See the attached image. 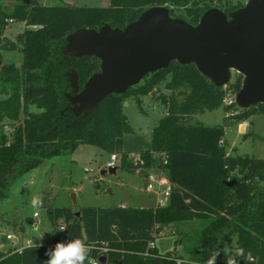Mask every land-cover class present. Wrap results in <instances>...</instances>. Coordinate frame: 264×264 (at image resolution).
Segmentation results:
<instances>
[{"label": "trees", "instance_id": "trees-1", "mask_svg": "<svg viewBox=\"0 0 264 264\" xmlns=\"http://www.w3.org/2000/svg\"><path fill=\"white\" fill-rule=\"evenodd\" d=\"M215 1L110 0L109 6H90L18 0L13 6L0 4V124L14 123L10 139L0 134V202L19 177L54 156L73 152L82 143L119 154L122 166L135 170L130 153L123 150L124 134L134 131L124 102L133 96L144 110L140 97L165 82L169 93L157 96L165 115L152 131L151 148L139 154L144 167L158 162L153 153L168 154L169 203L143 208L84 206L79 215L70 207H55L48 209L49 218L53 223L62 220L64 243L81 238L91 245V258L105 255L107 264H206L214 250L220 252L216 264H226L225 250H230L237 264H264V158L228 154L224 126L194 121L196 114L222 106L229 112L226 119L237 122L264 113V103L248 108L236 102L224 106L228 91L236 95L241 89L243 75L235 73L232 81L219 87L195 64L173 61L126 92L108 95L92 113L77 115L68 99L73 94L72 71L78 73L83 89L89 77L101 70L95 56H66L68 34L104 24L123 28L155 5L167 6L172 17L197 24L212 7L229 13L247 0H217L220 5ZM10 20H22L27 26L15 40L5 35ZM4 49H20L22 64L4 62ZM30 105L39 111H30ZM233 179L236 182L227 185ZM196 219L208 222L195 246L185 244L188 259L148 248L170 224ZM57 242L60 238L20 249L0 248V264H46V252ZM237 249L242 255H236Z\"/></svg>", "mask_w": 264, "mask_h": 264}, {"label": "rangeland", "instance_id": "rangeland-1", "mask_svg": "<svg viewBox=\"0 0 264 264\" xmlns=\"http://www.w3.org/2000/svg\"><path fill=\"white\" fill-rule=\"evenodd\" d=\"M44 5H55L63 2L76 5L109 6L110 0H37ZM238 1V0H233ZM18 0H0V4L13 6ZM216 4L220 3L216 0ZM22 20L9 21L5 35L12 40L26 28ZM6 63L20 66L23 62V53L20 49L1 50ZM235 72L232 74V81ZM166 92L165 82L155 86L147 95L141 96V110L136 99L131 96L124 102V112L128 116L134 131L126 133L123 137V150L138 154L140 151L150 149L152 146V131L159 120L165 115V107L157 98L158 94ZM3 97V96H0ZM228 106V105H224ZM30 111L39 109L30 105ZM229 112L225 107L207 110L194 116V121H200L208 126L222 125L226 129L227 152L230 155H248L250 157L264 158V113L254 114L248 118L251 137L243 139L235 127L229 125L232 118H227ZM14 123L5 121L0 124V134L9 139ZM236 146V149L233 147ZM111 153L101 147L82 143L73 152L52 157L41 166L19 177L12 183L9 196L0 202V248L35 243H54L57 238L64 242L63 231L60 225L62 220L53 223L49 218L48 209L55 207H70L79 211L84 206L110 207L127 205L132 207H153L161 200L164 205L169 203L166 196L147 192L144 189V175L135 167L127 169L122 166V159L116 161L115 173L108 170L107 162ZM130 159V158H129ZM131 160V159H130ZM34 197L40 198V204L34 206ZM264 203V198H263ZM38 216L34 217V212ZM32 218V219H30ZM207 219L178 221L167 226L163 232L156 236V247L160 254L174 253L179 257L188 259L185 244L195 246L201 236ZM12 235V239L7 237ZM178 241L176 244V240ZM107 264V263H105ZM113 264V263H109Z\"/></svg>", "mask_w": 264, "mask_h": 264}, {"label": "water", "instance_id": "water-1", "mask_svg": "<svg viewBox=\"0 0 264 264\" xmlns=\"http://www.w3.org/2000/svg\"><path fill=\"white\" fill-rule=\"evenodd\" d=\"M66 42V56H95L101 61V70L83 89L78 73L71 72L73 94L68 99L77 115L92 113L108 95L126 92L173 61L195 64L219 87L227 85L233 72L239 73L244 79L235 96L237 105L264 103V0H247L229 13L212 7L197 24L172 17L167 6L155 5L123 28L82 27L68 34ZM235 182L226 181L229 186ZM100 262L105 264L107 257L101 256Z\"/></svg>", "mask_w": 264, "mask_h": 264}, {"label": "built area", "instance_id": "built-area-1", "mask_svg": "<svg viewBox=\"0 0 264 264\" xmlns=\"http://www.w3.org/2000/svg\"><path fill=\"white\" fill-rule=\"evenodd\" d=\"M12 21V20H10ZM35 27V26H34ZM235 96L231 91H228L226 97L224 98L225 105H232L235 101ZM221 144H223V140H221ZM153 156L158 159L156 164H153L151 167H144L142 164L144 163L143 158L140 157V154L130 153L129 158L137 166V169L140 170L144 175V189L150 193H156L158 199L160 196L170 197L172 191V183L168 176V173L165 169V166L168 164L169 156L166 152L153 153ZM119 156L117 153H112L110 156V160L107 162L106 167L113 168L116 167V161ZM157 204L164 205L161 200L158 201ZM125 206V205H123ZM38 216V212H34V217ZM61 229H64L63 224L60 225ZM9 239H12L11 234H7ZM16 245V240H12ZM156 247L155 240L150 241L148 244V248ZM148 253V252H147ZM96 264L101 263L100 258L95 259ZM237 264V263H235Z\"/></svg>", "mask_w": 264, "mask_h": 264}, {"label": "clouds", "instance_id": "clouds-1", "mask_svg": "<svg viewBox=\"0 0 264 264\" xmlns=\"http://www.w3.org/2000/svg\"><path fill=\"white\" fill-rule=\"evenodd\" d=\"M40 198H33V205L38 206L40 204ZM60 229L59 231H64ZM91 245L85 243L81 238H75L69 240L67 243L57 242L54 249H50L46 252L49 257L46 264H96L95 259L91 258L90 253L92 252ZM220 255L219 251H213L209 256L206 264H216L217 257ZM227 256L226 264H235V256L230 254V250H225ZM236 255H242V250L237 249Z\"/></svg>", "mask_w": 264, "mask_h": 264}, {"label": "crops", "instance_id": "crops-1", "mask_svg": "<svg viewBox=\"0 0 264 264\" xmlns=\"http://www.w3.org/2000/svg\"><path fill=\"white\" fill-rule=\"evenodd\" d=\"M226 115L228 116V113ZM229 125L234 126L236 131H237V133L243 136V139H247V138L252 136L250 134L251 132L249 130L250 126H249V120L248 119L244 120V121H241V122H237L234 119H232V121L229 122ZM225 144L227 145L226 129H225ZM233 148L236 149V146L233 147ZM125 206H127V205H125ZM35 244H37V243H35ZM38 244H45V243H38ZM16 245H15V247H17ZM22 247H20V248H22Z\"/></svg>", "mask_w": 264, "mask_h": 264}]
</instances>
